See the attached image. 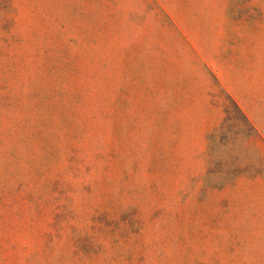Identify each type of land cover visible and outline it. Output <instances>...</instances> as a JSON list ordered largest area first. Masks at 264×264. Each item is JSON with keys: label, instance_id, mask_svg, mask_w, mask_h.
<instances>
[{"label": "rangeland", "instance_id": "374dc122", "mask_svg": "<svg viewBox=\"0 0 264 264\" xmlns=\"http://www.w3.org/2000/svg\"><path fill=\"white\" fill-rule=\"evenodd\" d=\"M254 55L264 0H0V264H264Z\"/></svg>", "mask_w": 264, "mask_h": 264}, {"label": "crops", "instance_id": "0c3cea01", "mask_svg": "<svg viewBox=\"0 0 264 264\" xmlns=\"http://www.w3.org/2000/svg\"><path fill=\"white\" fill-rule=\"evenodd\" d=\"M254 46H255L254 49L256 50V44ZM255 50L253 53H255L256 55ZM255 63H256L255 65L256 67L250 65L249 69L247 68L240 69V71L236 72L234 75H229L225 78H222V81L225 82V87L229 90V92H231V94L240 104H242L240 99L244 96V94L241 92L242 86L240 85V83L244 81H251V83L253 82L257 83L260 80L264 81V67H262L260 72L259 71L260 66L258 68L256 57H255ZM219 74L222 75L221 70Z\"/></svg>", "mask_w": 264, "mask_h": 264}]
</instances>
